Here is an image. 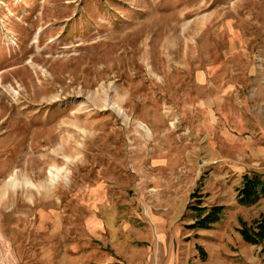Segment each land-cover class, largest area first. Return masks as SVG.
Returning a JSON list of instances; mask_svg holds the SVG:
<instances>
[{"label": "rangeland", "instance_id": "1", "mask_svg": "<svg viewBox=\"0 0 264 264\" xmlns=\"http://www.w3.org/2000/svg\"><path fill=\"white\" fill-rule=\"evenodd\" d=\"M257 85L264 0H0V264H264Z\"/></svg>", "mask_w": 264, "mask_h": 264}, {"label": "trees", "instance_id": "2", "mask_svg": "<svg viewBox=\"0 0 264 264\" xmlns=\"http://www.w3.org/2000/svg\"><path fill=\"white\" fill-rule=\"evenodd\" d=\"M243 181H244L243 187L240 190V195H241L240 202L241 203L249 201L253 196H256L257 193H259L258 195H261L264 198V175L262 177H259V175H256L254 178L245 176L243 178ZM218 212H220V209H213L207 215V217L212 218L213 220H216L219 214ZM199 224L202 225V223H199ZM245 239H247L249 242H252V239L248 236H246Z\"/></svg>", "mask_w": 264, "mask_h": 264}, {"label": "bare ground", "instance_id": "3", "mask_svg": "<svg viewBox=\"0 0 264 264\" xmlns=\"http://www.w3.org/2000/svg\"><path fill=\"white\" fill-rule=\"evenodd\" d=\"M257 84V83H256ZM260 85V84H259ZM259 85H257V89H256V95H258V96H260L261 98H263L264 99V92H263V89L259 86Z\"/></svg>", "mask_w": 264, "mask_h": 264}]
</instances>
